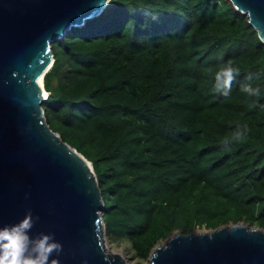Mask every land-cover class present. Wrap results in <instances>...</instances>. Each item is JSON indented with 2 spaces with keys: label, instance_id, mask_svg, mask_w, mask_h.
<instances>
[{
  "label": "trees",
  "instance_id": "1",
  "mask_svg": "<svg viewBox=\"0 0 264 264\" xmlns=\"http://www.w3.org/2000/svg\"><path fill=\"white\" fill-rule=\"evenodd\" d=\"M51 51L45 120L92 163L110 241L147 259L177 230L264 229V43L229 0H110Z\"/></svg>",
  "mask_w": 264,
  "mask_h": 264
},
{
  "label": "water",
  "instance_id": "2",
  "mask_svg": "<svg viewBox=\"0 0 264 264\" xmlns=\"http://www.w3.org/2000/svg\"><path fill=\"white\" fill-rule=\"evenodd\" d=\"M109 1L0 0V227L31 210L40 219L30 235L54 233L64 249L59 264H126L120 254L105 252L103 199L92 163L49 128L44 82H38L53 65L51 44L99 16ZM229 1L264 35V0ZM149 262L264 264V229L236 223L179 231L154 248Z\"/></svg>",
  "mask_w": 264,
  "mask_h": 264
},
{
  "label": "clouds",
  "instance_id": "3",
  "mask_svg": "<svg viewBox=\"0 0 264 264\" xmlns=\"http://www.w3.org/2000/svg\"><path fill=\"white\" fill-rule=\"evenodd\" d=\"M261 42L264 43V35L258 33ZM239 68H234L231 61L226 66H221L215 74V90L228 96L231 92L232 83ZM251 80L252 76L246 77ZM241 91L249 97H259L261 90L253 87L251 83L242 84ZM248 132L246 125L239 126L234 132L232 140H239ZM225 150L230 143L228 139L223 141ZM40 217L33 216L29 210L25 217L16 224L0 227V264H59L58 257L63 252V245L55 239L54 233H39L31 236V230L39 221ZM53 254L57 258L53 257Z\"/></svg>",
  "mask_w": 264,
  "mask_h": 264
},
{
  "label": "rangeland",
  "instance_id": "4",
  "mask_svg": "<svg viewBox=\"0 0 264 264\" xmlns=\"http://www.w3.org/2000/svg\"><path fill=\"white\" fill-rule=\"evenodd\" d=\"M238 223H243V224H244V222H238ZM235 224H236V223H235ZM230 225H231V223H228V224H226V225H224V226H227V227H228V226H230ZM246 226H247L248 228H253V227H255V226H253V225H249V224H246ZM195 231H196V232H197V231L205 232V231H209V229H205V228H203V227H201V228L195 227V229H194L193 232H195ZM176 232H179V230L174 231L172 234H174V233H176ZM172 234H171V235H172ZM104 238H105V240H104L103 244H104V247H105V252H106V254H107V255L109 254V256H113V255H116V254H113V252H116L117 254H120V256L124 259V261H125L126 264H149V263H150V262H149V257H150V255L152 254L154 248H155V247L162 246V245H165V244H166V241H167V239H166V240L160 242L157 246H155V247L152 249V251H151V253H150V255H149V257H148L147 259H141V258H137V257H135V256H133L132 254H130V253L127 252V250H126L127 244H126V243H124V242H119V241H116V240H111V241H110V240L107 238V236H106L105 233H104Z\"/></svg>",
  "mask_w": 264,
  "mask_h": 264
},
{
  "label": "bare ground",
  "instance_id": "5",
  "mask_svg": "<svg viewBox=\"0 0 264 264\" xmlns=\"http://www.w3.org/2000/svg\"><path fill=\"white\" fill-rule=\"evenodd\" d=\"M38 82H39V84L41 85V87H43V76H40V77L38 78ZM42 95H43L44 98L47 97V94H46V92H45L44 89L42 90ZM113 254H117V253H116V252H113Z\"/></svg>",
  "mask_w": 264,
  "mask_h": 264
}]
</instances>
